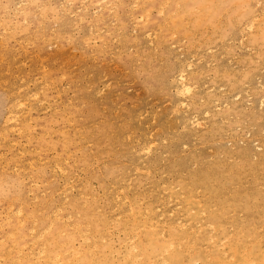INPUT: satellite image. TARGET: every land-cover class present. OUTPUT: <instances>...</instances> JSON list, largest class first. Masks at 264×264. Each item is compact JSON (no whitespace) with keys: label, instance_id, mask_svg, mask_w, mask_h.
I'll list each match as a JSON object with an SVG mask.
<instances>
[{"label":"rangeland","instance_id":"obj_1","mask_svg":"<svg viewBox=\"0 0 264 264\" xmlns=\"http://www.w3.org/2000/svg\"><path fill=\"white\" fill-rule=\"evenodd\" d=\"M20 1L0 0V264H122L150 222L195 264L210 237L262 264L264 0Z\"/></svg>","mask_w":264,"mask_h":264},{"label":"bare ground","instance_id":"obj_2","mask_svg":"<svg viewBox=\"0 0 264 264\" xmlns=\"http://www.w3.org/2000/svg\"><path fill=\"white\" fill-rule=\"evenodd\" d=\"M71 1L72 0H64V2L67 4V5H69V3H71ZM136 1V0H135ZM108 2V0H79V7L81 8V10H86L87 9V7H89V6H92V5H94L95 7V10L96 9H100L104 4H106ZM22 3V1H20L19 0V2L17 3V6L19 5V4H21ZM132 5H133V2H132ZM70 6V5H69ZM165 6V5H164ZM207 6V5H206ZM16 10V9H15ZM163 10V9H162ZM97 11V10H96ZM241 11V10H240ZM262 11V10H261ZM159 12V11H158ZM23 13V12H22ZM94 13V12H93ZM160 13H161V11H160ZM159 13V14H160ZM178 13V12H177ZM202 15V14H201ZM201 17V16H200ZM131 18V17H130ZM202 18V17H201ZM201 18H199V19H201ZM10 21H12V20H10ZM10 21H8L9 23H10ZM251 21H252V19H251ZM146 22V21H145ZM257 22V21H256ZM252 23V22H251ZM198 24V23H197ZM247 28V27H246ZM133 29V28H132ZM249 29V28H248ZM243 32V31H242ZM256 33V32H255ZM173 35V34H172ZM154 36V35H153ZM147 37V36H146ZM95 44V43H94ZM149 44V43H148ZM247 50V49H246ZM209 51H210V49H209ZM1 59V58H0ZM44 59V58H43ZM40 60V59H39ZM207 65V64H206ZM183 66H185V65H181L180 67L182 68ZM179 67V69H180V75L177 73V71H176V73L179 75V79H178V81L176 82L175 81V79H176V77H174V80L171 82V80H170V82L172 83V84H175V94H176V96L175 97H178V96H180L181 95V97H182V95H183V93H185L186 94V92H188L189 93V90H190V86H188V84H186L185 82H184V76H183V71H184V67H183V69H181ZM186 67L188 68V65H186ZM41 68V67H40ZM183 70V71H182ZM45 72V71H44ZM43 72V73H44ZM177 74H175V76H178ZM22 80V79H21ZM28 82H30V81H28ZM174 82V83H173ZM176 82V83H175ZM2 83V82H1ZM117 83V82H116ZM27 84V83H26ZM25 84V85H26ZM171 84V85H172ZM12 86V85H11ZM24 88V87H23ZM62 89V88H61ZM213 89V88H212ZM33 90H35V89H33ZM174 90V89H173ZM16 91V90H15ZM13 92V91H12ZM17 94H18V92H17ZM32 94V93H31ZM174 94V93H173ZM174 94V95H175ZM13 95H14V93H13ZM20 95V94H19ZM57 95H59V94H57ZM184 96V95H183ZM19 97V96H18ZM36 97V96H35ZM236 97V96H235ZM238 97V96H237ZM33 98V97H32ZM264 98V97H263ZM35 99V98H34ZM178 99V98H177ZM233 99V98H232ZM15 101V100H14ZM22 101V100H21ZM68 101V100H67ZM200 101V100H199ZM23 103H24V101H23ZM180 103V104H179ZM177 102V104L178 105H183V103H182V101H180V102ZM12 104H14L15 106H16V103H12ZM22 104V103H21ZM10 105H11V103H10ZM13 105V106H14ZM18 105V104H17ZM185 105V104H184ZM224 105V104H223ZM9 106V105H8ZM9 107V109H8V112H9V110L11 111L12 110V108H14L15 109V106L14 107ZM21 106V105H20ZM183 107H185V106H183ZM174 108H176V107H174ZM178 108V107H177ZM29 109V108H28ZM27 109V110H28ZM182 109V108H181ZM186 109V108H185ZM16 110V109H15ZM14 110V111H15ZM54 110V109H53ZM171 110V109H170ZM174 110V109H173ZM117 111V110H116ZM172 111V110H171ZM8 112H7V114H8ZM144 112V111H143ZM180 113V112H179ZM9 114H11V113H9ZM16 114V113H15ZM14 114V115H15ZM18 114V113H17ZM201 115V114H200ZM11 116V115H10ZM13 116V115H12ZM11 116V118H13ZM21 116V115H20ZM25 116V115H24ZM7 117L9 118V116H6V119H7ZM195 117V116H194ZM11 118H9L10 119V121H9V119H8V121L9 122H13V120L14 119H11ZM142 118V117H141ZM5 119V118H4ZM149 119V118H148ZM30 120V119H29ZM68 121V120H67ZM186 121V120H185ZM187 121H189V120H187ZM4 122L6 123L7 122V120L5 121L4 120ZM3 122V123H4ZM194 122V121H193ZM4 123V124H5ZM16 123V122H15ZM69 123V122H68ZM196 123V122H195ZM4 124H2V125H4ZM1 125V126H2ZM182 125H184V126H186L185 124H182ZM10 126V125H9ZM15 126V125H14ZM4 127V126H3ZM182 127V126H181ZM11 128V127H10ZM9 128V129H10ZM17 128V127H16ZM186 128V127H185ZM184 128V129H185ZM3 129V128H2ZM33 129V128H32ZM183 129V128H182ZM14 130V129H13ZM64 130V129H63ZM188 130V129H187ZM12 131V130H11ZM17 131V130H16ZM167 131V130H166ZM46 134V133H45ZM148 137V136H147ZM127 140H128V138H127ZM136 140V139H135ZM150 142H151V140H150ZM152 145V144H151ZM140 148V147H139ZM256 148V147H255ZM144 150V149H143ZM149 151V150H148ZM142 154H144V153H142ZM4 156V155H3ZM95 159V158H94ZM104 160V159H103ZM102 161V160H101ZM31 162V161H30ZM134 162V161H133ZM27 163V162H26ZM75 163V162H74ZM96 164V163H95ZM105 164V163H104ZM132 164V163H131ZM4 165V164H3ZM194 166V165H193ZM15 169V168H14ZM61 169V168H60ZM97 169V168H96ZM139 169V168H138ZM11 171H13V170H11ZM56 171V170H55ZM140 171V170H139ZM138 171V172H139ZM142 171V170H141ZM144 171V170H143ZM8 172V171H7ZM15 172V171H14ZM148 172V171H147ZM52 173V172H51ZM56 173H58V172H55V174ZM146 173V172H145ZM65 177V176H64ZM46 184V183H45ZM65 186V185H64ZM69 186V185H68ZM63 187V186H62ZM66 187V186H65ZM71 187V186H70ZM128 187H129V185H128ZM71 189V188H70ZM150 190V189H149ZM4 190H3V188L0 186V197H4ZM163 192V191H162ZM148 193V192H147ZM121 194V193H120ZM122 196V195H121ZM161 196V195H160ZM114 197V196H113ZM120 197V196H119ZM125 199V198H124ZM113 200V199H112ZM197 200V199H196ZM65 201V200H64ZM116 201V200H115ZM114 201V202H115ZM125 201V200H124ZM130 205V204H129ZM199 205V204H198ZM21 207L22 206H20V208L18 209V211H21ZM11 208H8V210H10ZM130 209V208H129ZM7 210V211H8ZM18 211H15L16 212V216L19 214L20 215V213H22V212H18ZM131 212V211H130ZM233 212V211H232ZM51 213V212H50ZM128 213V212H127ZM145 213V212H144ZM161 214V213H160ZM264 216V215H263ZM134 217V216H133ZM142 217V216H141ZM145 217V216H144ZM143 217V218H144ZM182 217V216H181ZM180 217V218H181ZM9 219H10V217H9ZM35 220V219H34ZM256 220V219H255ZM134 222V221H133ZM154 222V221H153ZM2 223V222H1ZM7 223V222H6ZM23 223V222H22ZM21 223V224H22ZM33 224V223H32ZM142 224V223H141ZM177 224V223H176ZM254 224V223H253ZM75 225V224H74ZM86 225V224H85ZM133 225H134V223H133ZM165 225V224H164ZM210 225V224H209ZM184 226V225H183ZM206 226V225H205ZM263 226V225H262ZM78 227V226H77ZM141 227H143L144 229L143 230H149L150 232L148 233V234H146V235H144L145 236V238H141L142 240H140V239H138V241L140 240V242H138L136 245H133L134 244V240L132 241L130 238H129V240H131V242H133V244H131V245H127L126 247H125V249H126V254L123 256V257H121V259L120 260H118V262H122V264H195L196 262L194 261L195 260V257H193L194 255V248H193V246H187V245H184V248H183V250H180V248H178L177 250L176 249H171V247H170V245L172 246V244H168V245H162L161 243H160V241L157 239V234H156V232H155V230H154V223H152V222H150V224H148V225H146V224H142V226L140 225V227L139 228H141ZM177 227V226H176ZM180 227V226H179ZM211 227H213V226H211ZM88 228V227H87ZM134 228V227H133ZM163 228V227H162ZM181 228V227H180ZM31 229H32V227H31ZM232 229V228H231ZM124 230V229H123ZM137 229H134V231H129L130 233L131 232H135ZM139 230V229H138ZM163 230V229H162ZM213 230V229H212ZM260 230V229H259ZM258 230V231H259ZM15 231V230H14ZM110 231V230H109ZM193 231H194V229H193ZM43 232V231H42ZM126 232V231H125ZM137 232H139V231H137ZM137 232H135L136 234H138L139 235V233H137ZM232 232H233V230H232ZM15 233V232H14ZM85 233V232H84ZM96 233V232H95ZM134 233V235H135V237L137 236L136 234ZM168 233V232H167ZM40 234V233H39ZM11 235H13V234H10L9 236H11ZM42 235V234H41ZM133 235V236H134ZM162 235V234H161ZM30 236H31V234H30ZM39 236V235H38ZM142 236H143V234H142ZM230 236H231V234H230ZM233 236V235H232ZM11 237H13V236H11ZM131 237V236H130ZM187 237H189V236H187ZM186 237V238H187ZM228 237H229V235H228ZM228 237L226 238V239H228ZM38 238V237H37ZM84 238V237H83ZM128 238V237H127ZM132 238V237H131ZM164 238V237H163ZM167 238V237H166ZM175 238V237H174ZM207 238H209V237H207ZM238 238V237H237ZM101 239V238H100ZM135 239V238H134ZM175 239H177V238H175ZM214 239V240H213ZM209 238V241L208 242H210L211 243V245H212V247H215L216 248V251H217V253H216V255L215 256H212L210 253H207V252H209V249H211V248H207L208 249V251H205L206 253H203V254H206L205 256H204V260L205 261H207L208 259L209 260H211V261H214V264H255V262H254V260L255 259H253L252 258V256H251V253H249V252H251L252 250H254V248H251V250L249 249V247L250 246H248V248L247 249H249L250 251L248 252V253H246L245 252V249H244V252L243 251H239V247H238V243H235V244H230L229 245V247H228V251H229V253H225V251L224 250H221L220 248H219V245H218V243L215 241V238ZM259 239V238H258ZM19 240V239H18ZM128 240V239H127ZM178 240V239H177ZM176 240V241H177ZM184 240V239H183ZM182 240V241H183ZM87 240L86 239H84L83 240V242H86ZM224 241H225V239H224ZM87 242H89V241H87ZM102 242V241H101ZM222 242V241H221ZM92 243V242H91ZM126 243V242H125ZM127 243H128V241H127ZM129 243H130V241H129ZM169 243H171V242H169ZM193 243V242H192ZM254 243V242H253ZM123 244V243H122ZM120 245H121V243H120ZM178 245H180L179 243H178ZM193 245V244H192ZM249 245V244H248ZM93 246V245H92ZM177 246V245H176ZM197 246V245H196ZM220 246H222L223 247V244H221ZM224 246H225V244H224ZM90 246H88V248H89ZM179 247V246H178ZM42 249L43 248H45V247H41ZM138 249V254H135L134 252L135 251H137V250H135V249ZM200 248V247H199ZM203 248V247H202ZM204 248H206L205 246H204ZM244 248V247H243ZM242 248V249H243ZM10 249V248H9ZM92 249V248H91ZM96 249V248H95ZM135 250V251H134ZM40 251H41V255H42V253L44 252L43 250H41L40 249ZM248 251V250H247ZM261 252V251H260ZM197 253V252H196ZM195 253V254H196ZM37 254V253H36ZM261 254H262V256L264 255L263 254V252H261ZM40 255V253L38 254V256ZM58 257V256H57ZM73 258H75V257H73ZM72 258V259H73ZM104 258V263H106L107 262V257H103ZM55 259H56V256H55ZM71 259V260H72ZM18 260V259H17ZM53 261H54V258H53ZM199 262V261H198ZM43 263L44 264H55V263H53L52 262V260H51V257H50V255L49 256H47V257H45L44 258V260H43ZM89 264H96V262H95V260H93V258H92V260H90V262H88ZM262 264H264V261H262L261 262ZM199 264H200V262H199ZM204 264V263H203Z\"/></svg>","mask_w":264,"mask_h":264}]
</instances>
